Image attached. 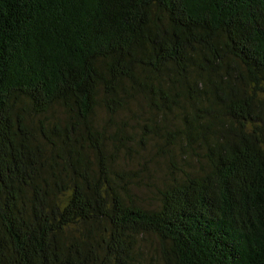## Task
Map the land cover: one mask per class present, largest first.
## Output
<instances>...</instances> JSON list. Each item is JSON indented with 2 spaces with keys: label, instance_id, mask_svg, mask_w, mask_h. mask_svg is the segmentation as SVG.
<instances>
[{
  "label": "trees",
  "instance_id": "16d2710c",
  "mask_svg": "<svg viewBox=\"0 0 264 264\" xmlns=\"http://www.w3.org/2000/svg\"><path fill=\"white\" fill-rule=\"evenodd\" d=\"M264 264V0H0V264Z\"/></svg>",
  "mask_w": 264,
  "mask_h": 264
},
{
  "label": "rangeland",
  "instance_id": "374dc122",
  "mask_svg": "<svg viewBox=\"0 0 264 264\" xmlns=\"http://www.w3.org/2000/svg\"><path fill=\"white\" fill-rule=\"evenodd\" d=\"M154 263H155V262H154ZM154 263H153V264H154ZM156 264H161L160 260H159V263L156 261Z\"/></svg>",
  "mask_w": 264,
  "mask_h": 264
}]
</instances>
